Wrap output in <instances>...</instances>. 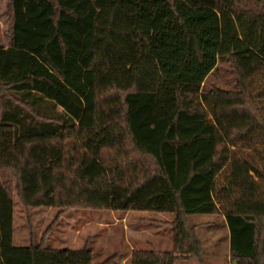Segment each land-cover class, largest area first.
Masks as SVG:
<instances>
[{
	"label": "trees",
	"instance_id": "obj_1",
	"mask_svg": "<svg viewBox=\"0 0 264 264\" xmlns=\"http://www.w3.org/2000/svg\"><path fill=\"white\" fill-rule=\"evenodd\" d=\"M161 1L6 0L0 264H115L87 247H14V197L58 214L170 215L159 223L171 250L134 249L128 264L200 260L189 215L222 217L233 264H264V196L250 176L264 187L251 156L264 150V0H182L215 13L218 65L173 80L137 30ZM245 151L251 159L235 163Z\"/></svg>",
	"mask_w": 264,
	"mask_h": 264
},
{
	"label": "rangeland",
	"instance_id": "obj_2",
	"mask_svg": "<svg viewBox=\"0 0 264 264\" xmlns=\"http://www.w3.org/2000/svg\"><path fill=\"white\" fill-rule=\"evenodd\" d=\"M3 2L5 6V1L0 0V45L5 47L8 39L2 13ZM172 2L179 18L172 15L167 2L162 0L156 13L151 14V20L138 19L137 30L149 39L150 54L164 79L206 77L208 70L218 65L220 37L215 13L189 8L182 0ZM162 8L164 11H160ZM245 154L246 151L238 154L234 162L243 166L245 163L242 158L251 159ZM251 156L260 170L259 176L264 178V150ZM226 175L228 178L229 174ZM250 176L264 196L263 181L259 177L257 180L251 173ZM171 218L168 214L137 211L123 214L114 211L71 210L58 214L57 210L51 208L24 209L14 197L12 244L14 247H26L42 240L51 248L87 247L94 253L95 263L115 258V264H128L133 246L135 249L153 248L163 252L171 250V230L158 222ZM188 220L191 225L197 226V234L203 247L202 259L178 260L175 264H233L228 255V229L222 217L189 215ZM133 224L146 231L133 235Z\"/></svg>",
	"mask_w": 264,
	"mask_h": 264
},
{
	"label": "crops",
	"instance_id": "obj_3",
	"mask_svg": "<svg viewBox=\"0 0 264 264\" xmlns=\"http://www.w3.org/2000/svg\"><path fill=\"white\" fill-rule=\"evenodd\" d=\"M5 1V6H4V2H3V5H2V13L5 15V7H6V0H4ZM4 15H3V18H4ZM5 21V20H4ZM5 25H6V22H5ZM7 46H5L4 48H6ZM148 216V215H147ZM171 220V219H170ZM170 220H166V221H170ZM148 221H152V220H148ZM159 222V221H158ZM152 223H153V221H152ZM162 225H164V224H162ZM143 228H141L140 226H138V225H135V224H133V235H134V233L135 234H137V235H139L140 233H143V232H145L146 231V229L144 228L143 230H142ZM145 230V231H144ZM134 239V238H133ZM135 248H134V246H133V250H134ZM228 255H229V251H228ZM202 259V258H201ZM201 259L200 260H198V261H201ZM195 260H197V259H195ZM191 261V260H190Z\"/></svg>",
	"mask_w": 264,
	"mask_h": 264
}]
</instances>
